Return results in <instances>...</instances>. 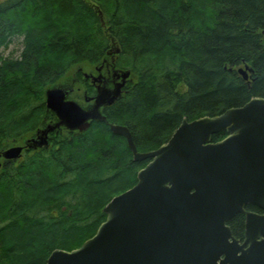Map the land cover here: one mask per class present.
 <instances>
[{
    "label": "trees",
    "instance_id": "16d2710c",
    "mask_svg": "<svg viewBox=\"0 0 264 264\" xmlns=\"http://www.w3.org/2000/svg\"><path fill=\"white\" fill-rule=\"evenodd\" d=\"M17 38L20 57L0 55V154L55 118L46 91L77 66L109 59L111 38L131 78L108 121L128 127L141 153L166 144L184 120L264 98V0H14L0 8V50ZM246 67L249 81L239 74ZM26 158L0 169V264H47L55 250L81 248L149 163L134 162L102 123ZM231 226L243 237V217Z\"/></svg>",
    "mask_w": 264,
    "mask_h": 264
},
{
    "label": "water",
    "instance_id": "95a60500",
    "mask_svg": "<svg viewBox=\"0 0 264 264\" xmlns=\"http://www.w3.org/2000/svg\"><path fill=\"white\" fill-rule=\"evenodd\" d=\"M111 42L107 55L115 63L121 50L114 38ZM252 72L239 70L245 81ZM118 77L122 82L115 90L98 87L90 111L67 100L71 89L46 91L47 110L58 122L40 131L30 147H47L49 134L58 129L87 132L100 122L126 139L134 162L149 161L137 185L103 210L107 219L96 235L77 250L54 251L47 264H217L222 255L221 264H264V215L245 211L247 206L264 211V98L218 117L184 120L166 144L141 153L129 128L110 124L101 112L121 97L131 72ZM99 81L93 77V84ZM221 133L227 137L213 143ZM23 150L12 148L2 156L20 159ZM241 213L246 214L243 244L227 226Z\"/></svg>",
    "mask_w": 264,
    "mask_h": 264
},
{
    "label": "flooded vegetation",
    "instance_id": "af4514ba",
    "mask_svg": "<svg viewBox=\"0 0 264 264\" xmlns=\"http://www.w3.org/2000/svg\"><path fill=\"white\" fill-rule=\"evenodd\" d=\"M0 1H2V2H0V8L2 9V7L4 5H6L9 2H12L14 0H0ZM113 59H114V57H109V59L104 60L103 63L99 67H96L95 70L92 73H88L87 74V75H89L88 79L86 77H84V75L86 74V73H84L83 74V82H84L83 87L86 86V89L83 92L84 93L83 97L82 98H74L73 96L75 94V90L73 88H68V89H71L72 91H70V93H69V95L67 97V100L75 101L84 110L90 111L91 109H93V107L95 105V102H96L95 98L98 96V87L99 86H101L102 88H106L108 90H115L117 85L122 82V79L118 77V74L120 73L121 70L118 69L117 66H116V58H115V63H113ZM93 77L99 78L100 81L98 83H96V84H93ZM79 91H81V88L79 89ZM126 93H127V91H126V86H125V88H123V90H122L121 97L115 102V104L118 103L119 100L123 99V97L125 96ZM115 104H113L112 106L103 107L101 109L102 115L105 116L108 119L107 110L112 108ZM57 121H58V119L55 117V118H53V120L50 121V123H48V125L56 124ZM96 123H98V122H94L92 124V126L94 124H96ZM48 125H46V127H48ZM80 134H83V133L78 132V131H69L67 129H62L61 128L59 131L50 133V135H49L50 146L49 147L48 146L47 147H43V148H39L38 146H36V144L35 145L32 144L31 145L32 147H30V145H29L31 140H37V138H38V134L37 133H36V137H31L28 141L23 140V138L20 137V140L18 142L17 141L14 142L12 144V146L8 150H10L12 148L21 147V148L24 149L23 152H22L23 157H21L20 159L6 160L2 156L3 153L0 154V169H3L5 167V165H12L14 167L20 165L21 163H23L24 160L27 159L26 156L30 155V153L38 154V153H41L44 150L52 149V140L57 135H59V136L60 135L61 136L62 135L79 136ZM221 134H227V133H221ZM221 134H218V135H215V136H219ZM225 138H223V139H221V140H219L217 142H220V141L224 140ZM217 142H214V140H213V143H217ZM35 146H36V148H35ZM245 211L246 212H253V213H256V214H259V215H264V211L261 210L258 207H255V206H247V207H245ZM64 212H66L65 208H64ZM239 216L244 218V229H243L244 233H243V237H241V238H237L234 235L233 228L231 226V224H233L235 219L237 217H239ZM227 226L231 229L233 237L236 240H238L241 244H243L244 240H245V234H246V214L245 213L238 214L232 221L227 223ZM224 260H225V255H222L219 259H217V264H221L222 261H224ZM210 264H212V262Z\"/></svg>",
    "mask_w": 264,
    "mask_h": 264
},
{
    "label": "rangeland",
    "instance_id": "374dc122",
    "mask_svg": "<svg viewBox=\"0 0 264 264\" xmlns=\"http://www.w3.org/2000/svg\"><path fill=\"white\" fill-rule=\"evenodd\" d=\"M0 2H2V1H0ZM22 40H23L22 38L13 40V42L11 43V45H10V47L8 49H1L0 50V55H2L4 59H8V58L16 59V58H19L21 53H22V51H23ZM93 71H94V68L90 67L89 65H86V64L79 65L76 68H74L69 73V75H67L61 81V83L58 86L61 85V86L65 87V88H73L75 90V94H74L73 97L74 98H82L83 94H84L83 92L86 89L85 85H84L85 87H83V84H84V82H83V74L84 73H86V74L92 73ZM80 88H81V91H79ZM43 128L45 129V127H43ZM43 128H40L39 130H41ZM37 132H38V130L36 132H34V133L27 134L26 136H30V137H28L27 139H24V140L28 141L31 137H36V133ZM122 194H120V195H122ZM56 195H58V194H56ZM120 195H118V196H120ZM118 196H116V197H118Z\"/></svg>",
    "mask_w": 264,
    "mask_h": 264
},
{
    "label": "bare ground",
    "instance_id": "6f19581e",
    "mask_svg": "<svg viewBox=\"0 0 264 264\" xmlns=\"http://www.w3.org/2000/svg\"><path fill=\"white\" fill-rule=\"evenodd\" d=\"M18 39V38H17ZM117 42V41H116ZM121 50V49H120ZM125 139V138H124ZM50 145V141H49V139H48V145L47 146H49ZM35 148H36V146H35Z\"/></svg>",
    "mask_w": 264,
    "mask_h": 264
}]
</instances>
